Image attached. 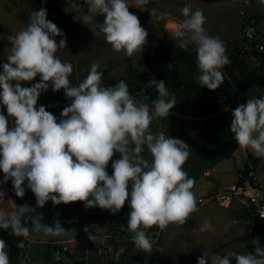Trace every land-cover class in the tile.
I'll list each match as a JSON object with an SVG mask.
<instances>
[{
    "label": "clouds",
    "instance_id": "9594fccd",
    "mask_svg": "<svg viewBox=\"0 0 264 264\" xmlns=\"http://www.w3.org/2000/svg\"><path fill=\"white\" fill-rule=\"evenodd\" d=\"M86 3L91 16L76 19L85 22L103 16L95 35L103 34L115 52L122 51L128 57L142 54L148 32L129 7L143 11L149 0ZM181 11L185 18L173 31L177 46L185 51L195 46L197 81L215 91L224 80L222 69L231 63L226 47L218 36L208 34L202 10L192 11L185 6ZM150 15L152 19L163 18L154 8ZM57 36H63V32L47 19L43 7L31 12L24 29L8 36L9 55L0 66V171L4 174L0 183L11 180L19 198H23L26 185L36 197V207L16 205L8 214L0 212V229L26 239L30 233L26 224L30 221L31 231L63 236L68 230L59 221L54 226L45 225L41 223L42 212L28 214L44 208L49 201L53 206L83 202L86 208L99 207L116 214L127 201L132 242L138 250L151 253L153 244L147 229L182 226L197 210L192 191L195 181L183 168L190 156L189 145L163 131H151L155 120L170 116L176 97L170 96L164 80L153 78L146 86L154 88L158 96L150 107L136 99L123 80L115 86H102L98 63L91 65L82 82L73 85L72 64L56 55L66 48V37L57 43ZM38 75L39 82L22 87V82L33 81ZM49 87L54 92L63 90L71 101L59 120L45 106L37 107L40 95ZM232 116L228 130L239 147L264 158V96L248 97L246 103L232 110ZM10 118H14L11 124ZM145 149L151 160L142 155ZM116 153L120 158L113 160ZM110 161L112 175L107 172ZM3 201L4 192L0 191V203ZM211 230L212 224L204 221L200 231ZM252 243L254 250L246 253L203 251L197 264H208L209 260L211 264H233V260L235 264H264V247L258 238ZM16 247L23 248V240ZM6 248V241L0 239V264H10Z\"/></svg>",
    "mask_w": 264,
    "mask_h": 264
},
{
    "label": "rangeland",
    "instance_id": "374dc122",
    "mask_svg": "<svg viewBox=\"0 0 264 264\" xmlns=\"http://www.w3.org/2000/svg\"><path fill=\"white\" fill-rule=\"evenodd\" d=\"M242 2L243 0H151L143 11L130 6L129 11L137 15L141 26L148 32V36L142 54L136 53L128 57L122 51H113L111 45L105 41L103 34L95 35L99 31L97 25L103 22V16H96L85 22L76 19V16H91L86 0L77 7L74 5L77 4L75 0H0V66L7 62L9 55L11 44L8 36L24 29L31 12L43 7L47 9V19L55 23L63 32V36L56 37L57 43L66 37V48L58 50L56 55L61 61L72 64L73 73L70 80L73 85H78L86 78L93 63L99 64L98 71L103 73L102 86L105 87L112 84L115 86L117 82L123 80L128 85L134 84L135 86L140 82L144 88L155 90L147 87L146 84L155 75L157 76V71L161 66L172 67L174 65H177L182 79L198 83L199 69L196 62L194 66L188 65L183 57H179L181 52L173 47L174 44L176 48H179L173 31L185 18L181 10L185 6L192 11L202 10L206 17L204 27L208 34L216 36L219 29L224 33L219 38L226 47V55L229 56L230 48H237L243 43L241 40L244 24L241 16ZM128 3H134V0H128ZM153 8L158 14H162V19H152L150 9ZM261 12H264V3H261V0H253L248 16L257 20ZM169 25L174 29L168 30ZM194 47L190 45L189 48L191 50ZM248 55L251 56L248 57L251 58L250 64L252 65V62L256 63L264 58L256 51H251ZM229 69L227 65L222 69L225 77V72ZM2 71L0 67V72ZM262 72L263 70L259 75ZM36 82H39V75L33 81L22 82V87H31ZM166 85L170 96L174 95L168 82ZM238 91H221L230 101L234 102L229 109L228 117L224 115L212 117L217 110H223L222 107H224L217 103L220 92L212 98L204 96L201 103V96H197L196 93L183 94L181 97L175 96L177 104L170 110V116L155 120L151 125V131L153 133L163 131L166 136L180 139L187 145L203 142L218 145L222 143L223 138L226 143V137L231 133L228 129L233 119L232 110L239 104L246 103L249 97L243 94L242 98L237 99ZM64 98L66 97L63 90L54 92L49 87L40 95L37 106L42 101L50 103L54 99L62 101ZM136 99L139 100V97ZM143 103L152 106V102ZM210 103H213L215 113L204 119L199 118L203 111L211 112ZM69 104L52 105L53 115L59 120L61 111ZM189 147L190 156L183 168L191 178L192 169L200 160L195 151L202 146ZM227 153L230 154L228 151ZM142 155L148 160L152 159L146 149ZM250 165L247 172L245 169L237 171V177L243 174L260 181L259 172L264 173V158L250 155ZM107 172L109 175L113 173L110 163ZM262 185L264 187V184ZM25 197L32 200L35 195L30 189L25 188ZM18 199V204H21L23 198L18 197ZM82 211L84 229L81 233L71 229L61 236L59 241L46 243L47 236L30 231L27 238L37 242L27 241L20 264H197L203 251L214 254H226L233 251L248 252L247 236L255 224L252 211L240 201H235L228 207L210 204L193 212L182 226L171 224L164 230H160L157 226L147 229L146 234L153 244V250L151 253H146L138 250L132 242V234L127 226L128 214L131 211L127 201L116 214L99 207L86 208L84 204ZM206 220L212 224L213 230L201 232L200 228ZM60 243L70 247V261L67 263H58L52 256L53 247ZM6 250L9 253V249L6 248ZM208 264H211V260ZM233 264H235L234 260Z\"/></svg>",
    "mask_w": 264,
    "mask_h": 264
},
{
    "label": "trees",
    "instance_id": "16d2710c",
    "mask_svg": "<svg viewBox=\"0 0 264 264\" xmlns=\"http://www.w3.org/2000/svg\"><path fill=\"white\" fill-rule=\"evenodd\" d=\"M75 2L77 4L74 5L77 7V5L79 6L82 5L84 0H75ZM149 3H151V0H149ZM173 47L174 49H178L181 52L179 57H183V60H185L188 65L191 66L195 65L196 52L194 51V49L190 50V48H188V50L185 51L181 48H176L174 44ZM228 58L230 59V61L231 60L236 62L239 61L232 58L231 56H228ZM225 75L226 77L224 76L223 83L215 91L202 87L200 83L188 82L182 79L177 65H174L172 67L161 66L157 71V76L155 75L154 78L157 80H164L166 83L168 82V85L172 89L173 94L177 97H181L183 94L189 95L190 93H196L197 96H201L200 99V103H201L203 101L204 96L206 98H212L215 94L221 91L239 90L242 92V89L240 87L241 82L238 81L237 78L233 76L232 72L230 70H227V72H225ZM250 78H251L250 83L260 88L264 93V70L260 75L251 76ZM111 86H113V84ZM128 86L130 93L136 98L139 97V100L141 99V96L144 95L145 97H147L146 101L150 103L158 96L156 90H150L148 88H144L140 82L137 83L135 86L134 84ZM70 102L71 101L66 98L62 99V101L58 99H54L50 103L42 101L37 107L41 105L45 106L47 111L54 114L53 113L54 108L51 107L52 105H55L57 103H70ZM210 105H212L211 112L203 111L199 118L204 119L210 116L211 114L215 113V108L213 106V103H210ZM3 112L7 113L6 108L3 109ZM225 146L229 153H232L234 150L237 149L238 144L235 141L232 133H229V135L226 137ZM116 159H119V157L115 154L113 156V160ZM109 163L112 167V161H110ZM248 170H249L248 168L245 169L246 172ZM24 204H28L32 207H36V197H33L32 200L25 197L23 198L22 203L17 204V206H22ZM83 204H84L83 202H73L69 204L62 203L60 205L53 206L52 202L49 201L46 203L44 208L42 209L37 208L35 213H30L28 215L35 216L39 212H42L44 214L43 219L41 220L42 224L54 226L55 222L59 221L66 230L70 231L71 229H73V230H77L78 233H81L84 229V215L82 211ZM26 226L29 227L31 231L32 225L30 221L27 222ZM9 231L10 230L0 229V239L5 240L7 243V248L9 249L10 264H20L21 259L23 257V248L27 244V239H25L24 237L11 236L9 235ZM60 238L61 236H56V237L49 236V243H55L59 241ZM255 238H258L261 247H264V218H261L259 216L255 217L254 228L251 231V233L247 236V239L249 241L248 252L254 250L255 246L253 245L252 241ZM21 240H23L24 247L17 248L16 245Z\"/></svg>",
    "mask_w": 264,
    "mask_h": 264
},
{
    "label": "crops",
    "instance_id": "0c3cea01",
    "mask_svg": "<svg viewBox=\"0 0 264 264\" xmlns=\"http://www.w3.org/2000/svg\"><path fill=\"white\" fill-rule=\"evenodd\" d=\"M257 23L261 32V40L264 42V12H261L258 16ZM167 29L173 30L174 28L169 25L167 26ZM222 35H224V33L219 29L216 36L220 37ZM248 56L249 55L244 59H240L238 62L231 60V63L227 66L230 68L229 70L232 72L233 76L241 82V93L248 95L250 98H257L262 96L263 91L250 83V77L257 76L262 70H264V58L256 63L252 62V65L250 64L251 58H249L251 56ZM246 59H248V61H246ZM241 97L242 96H239L237 99H240ZM222 108L223 110H217L212 117H217L219 115L228 117V115H230V108ZM4 114L7 115V113ZM13 119L14 118H10V124ZM224 128L226 127L224 126ZM221 141L222 143L218 145L215 143L211 144L210 142L189 144L191 147H193V145L202 146L195 151V153L199 155L200 160L195 163L191 174V178L195 181L192 189L195 196L204 195L235 183L237 181V171L251 167L250 155L256 157L253 150L242 149L239 145L236 150L228 154L224 143L225 139L223 138ZM117 156L120 158L119 153H117ZM3 175L2 171H0V182L3 181ZM226 175L227 177H225ZM259 177V182L264 184V173L259 172ZM0 191L4 192V201L0 203V212L8 214L14 210L15 206L19 203V199L13 190L11 180L6 183H0ZM46 240V243H49V236L46 237ZM27 241H30L31 243H33V241L37 242L30 238H27Z\"/></svg>",
    "mask_w": 264,
    "mask_h": 264
},
{
    "label": "built area",
    "instance_id": "2783aa9c",
    "mask_svg": "<svg viewBox=\"0 0 264 264\" xmlns=\"http://www.w3.org/2000/svg\"><path fill=\"white\" fill-rule=\"evenodd\" d=\"M242 3L243 9L241 16L244 24L241 32V40L243 43L237 48H230L228 55L236 60L245 58L251 51H256L264 56V42L261 40V32L257 20L248 16V11L252 7L253 0H243ZM239 96L243 97L241 91H238ZM146 98L142 95L141 102H146ZM217 103L221 106L231 108L234 102L230 101L225 93L220 92ZM195 198L197 201V210L210 204L228 207L235 201H240L252 211L254 217L259 216L264 218V187L256 179L246 177L243 174L238 175L235 183L204 195H197ZM70 253V247L64 243H60L52 249V256L58 263L69 262Z\"/></svg>",
    "mask_w": 264,
    "mask_h": 264
}]
</instances>
